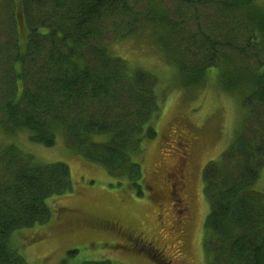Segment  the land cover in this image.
I'll return each instance as SVG.
<instances>
[{"label": "trees", "instance_id": "1", "mask_svg": "<svg viewBox=\"0 0 264 264\" xmlns=\"http://www.w3.org/2000/svg\"><path fill=\"white\" fill-rule=\"evenodd\" d=\"M133 1L1 0L8 8L4 3L0 125L12 136L26 130L44 146L60 134L74 153L129 182L133 169L140 172L134 154L142 139L156 135L151 119L161 101L155 78L125 66L113 43L134 33L149 38L184 91L218 72L219 88L245 114L220 159L203 170L209 201L203 249L212 264H264V196L255 189L264 164V137L256 140V133L264 132V121H256L252 135L246 128L264 109V4L145 0L139 18ZM135 18L142 19L138 31L128 23ZM71 188L65 164L42 163L14 144L0 147V264H30L11 246V234L45 224L46 198Z\"/></svg>", "mask_w": 264, "mask_h": 264}, {"label": "rangeland", "instance_id": "2", "mask_svg": "<svg viewBox=\"0 0 264 264\" xmlns=\"http://www.w3.org/2000/svg\"><path fill=\"white\" fill-rule=\"evenodd\" d=\"M144 1L134 0L132 4L139 18L146 8ZM257 1L264 4V0ZM4 3L0 0V38L4 36ZM138 19L128 22L134 31L142 25V19ZM122 22L119 18V25ZM202 26H205L204 21ZM110 36L108 40L113 39V33ZM143 37L141 33H134V38L112 46L113 54L123 63L126 61L125 66L137 67L155 78L153 89L157 102L161 101V105L158 102L160 111L151 119L156 135L142 139L140 152L134 154V158L138 156L140 172L136 176L131 168V181L127 182L122 176H117L118 180L108 175L102 166L89 163L74 153L60 134L54 145L44 146L31 141L26 130L18 129L12 136L0 125V147L14 144L42 163L65 164L70 172L71 191L46 198L50 219L45 224L18 229L11 234V246L30 264L101 261L109 264H212L210 254L203 249V228L209 213L203 170L207 163L218 161L234 140L245 112L238 100L219 88L218 72L214 70L207 73L203 87L181 89L175 82L171 65L154 49L151 40L146 38L150 49ZM3 88L4 83L1 91ZM1 113L0 108V118ZM257 113L258 117L251 118L253 122L248 119L246 124L250 135L256 121H264V109L260 107ZM256 134V140L264 137L260 130ZM182 140L190 141L186 154L181 153ZM181 168L188 171L186 180L194 186L197 202L191 205L194 212L180 245L170 229V205L176 199L177 190L169 195L166 178L173 177L175 170ZM184 174L185 171V177ZM255 189L264 196V164ZM100 219H106L101 223L108 225L99 224ZM131 239L150 242V245L148 248L133 246Z\"/></svg>", "mask_w": 264, "mask_h": 264}, {"label": "flooded vegetation", "instance_id": "3", "mask_svg": "<svg viewBox=\"0 0 264 264\" xmlns=\"http://www.w3.org/2000/svg\"><path fill=\"white\" fill-rule=\"evenodd\" d=\"M180 149L182 154H186L190 148V141L182 140L180 144ZM185 171V177L183 176V172ZM186 176H188V171L184 169H176L173 173V177L166 178V185L169 186L168 193L169 195L175 194L173 191L177 190L176 199L171 202L170 210L172 212L171 219V227L174 234V238L176 243L180 244L184 241L186 237L185 228L190 223L192 219V203L197 202V194L195 193L194 186H192L187 180ZM193 187V191L191 190ZM170 199V196H169ZM106 219H100L98 221L99 224L108 225L105 223H101ZM128 240V238H126ZM130 242L133 243V246H139L141 248H148L150 242L137 241L136 239H131ZM126 245V243H124ZM122 246V245H120Z\"/></svg>", "mask_w": 264, "mask_h": 264}, {"label": "bare ground", "instance_id": "4", "mask_svg": "<svg viewBox=\"0 0 264 264\" xmlns=\"http://www.w3.org/2000/svg\"><path fill=\"white\" fill-rule=\"evenodd\" d=\"M82 156V155H81ZM83 157V156H82Z\"/></svg>", "mask_w": 264, "mask_h": 264}]
</instances>
